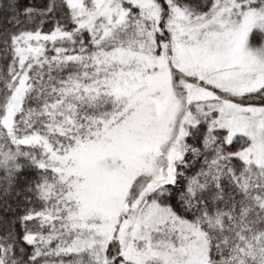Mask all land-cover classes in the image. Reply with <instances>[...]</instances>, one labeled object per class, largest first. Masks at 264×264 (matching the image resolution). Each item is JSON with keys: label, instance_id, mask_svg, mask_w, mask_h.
Here are the masks:
<instances>
[{"label": "snow or ice", "instance_id": "snow-or-ice-1", "mask_svg": "<svg viewBox=\"0 0 264 264\" xmlns=\"http://www.w3.org/2000/svg\"><path fill=\"white\" fill-rule=\"evenodd\" d=\"M0 264H264V0H0Z\"/></svg>", "mask_w": 264, "mask_h": 264}]
</instances>
